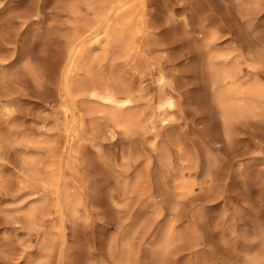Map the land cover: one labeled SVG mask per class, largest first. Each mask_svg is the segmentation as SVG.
<instances>
[{"label":"rangeland","instance_id":"obj_1","mask_svg":"<svg viewBox=\"0 0 264 264\" xmlns=\"http://www.w3.org/2000/svg\"><path fill=\"white\" fill-rule=\"evenodd\" d=\"M118 1L0 0V264H119L123 246L125 264H264V99L225 124L207 79L224 65L264 87V0H124L131 57L90 35ZM80 35L75 86L127 85L139 129L113 126L92 84L68 90Z\"/></svg>","mask_w":264,"mask_h":264},{"label":"bare ground","instance_id":"obj_2","mask_svg":"<svg viewBox=\"0 0 264 264\" xmlns=\"http://www.w3.org/2000/svg\"><path fill=\"white\" fill-rule=\"evenodd\" d=\"M118 6H120L121 9L115 13V16L112 18L113 20L111 21V23L109 25L104 24L100 28H96L93 32H91L90 35L92 38H97L99 30L101 28H104L105 30H103V35H102V37H100L102 40H98V38H97L96 39L97 41H95V43L97 44V42H98V44L102 45V46H105L106 44L113 45L115 48L113 47L114 51H112V55H114V56H116V55L118 56V53H121L126 57H131L132 55L138 54V51H140L139 50L140 46L138 44V36H139V33L141 32V28L138 25L137 21H135V19H134L135 15L133 14V12L131 10L124 9V7H123L124 6V0H119L118 4H117V8H118ZM75 35H77V34L75 33ZM77 38L80 40L78 41ZM77 38H76V36L73 39L71 37L72 41H71V45H70V52L72 55V59L70 58L71 63L68 66L69 68H66L67 71H65V72H68V74H70L69 79H68L69 82L74 83L73 85H72V83H69L70 85L68 84L69 85L68 90L72 89L70 87L75 86V81H77V80L72 81V78H73L72 76L74 75V72H76V70L79 69V66H80V65H77L76 59L78 58V56H81L80 58L86 56V55L82 56L83 51H84L83 49L85 47L82 44L83 41H81V35H80V37L78 36ZM93 45H95V44H93ZM68 47H69V45H68ZM103 50H104V48H103ZM102 53H103V51H102ZM121 54H120V56H122ZM114 56H113V58H114ZM86 58L88 59L89 57L86 56ZM99 58H100L99 55L94 54L89 60H87V61H89V62H87L88 63L87 64L88 72L91 69H94V67H96L95 63L98 60H100ZM70 59H69V61H70ZM128 62H129V60H128ZM209 62L212 63L211 61H209ZM220 62H222V61H220ZM216 63H218V61H216ZM93 65H94V67H93ZM212 65H210V68L207 67L209 69V78L207 77V79H209V81H210V83H208V84H210V86L212 88L211 89L212 90L211 101H214L216 103L219 115H220L221 119L225 122V124L230 123L231 121H234L240 117L242 118L245 116H249V117H253V118H262L263 117V111H262V108H261L258 100H260L261 98L264 99V87L262 86L263 87L262 88L258 85H255V84H254L255 86H252V84H251V87H249V85H248V88H243V86L237 87L236 84H235L236 87H233L231 85H233V83H234L233 81H234V79H236L235 76H236V71L238 69L234 68L236 70L235 71L233 69V67L228 68L226 66L227 68H224V65L222 67H218V66L216 67V66H214V65L212 66ZM236 66H238V65H236ZM88 72H86L85 75ZM93 72H92V74H93ZM92 74L91 73L87 74V76L91 78V76L93 77ZM67 75L65 73V77ZM207 75H208V73H207ZM86 78L87 77H85V80H86ZM93 79H94V77H93ZM99 79H100V77H99ZM99 79H98V81H102L103 84H104V81L106 82V80H104V78H103L104 81L99 80ZM85 80L83 82H85ZM156 80H157L159 86H161V84L164 83V82H162L163 77L161 75L158 76ZM87 81L90 82L89 80H87ZM164 81H165V79H164ZM88 82H87V84L81 83L83 86L86 85V87L84 86L85 89L83 86L80 87V85H79L80 83L78 84L79 86L74 87V88H78L77 94L81 93V92H79V90H83V89L86 90L87 86L92 84V83L89 84ZM113 82H114V79H113ZM123 82H125V81H123ZM231 82H233V83L230 85ZM121 83L122 82L120 81L119 84H121ZM97 84H98V82H97ZM94 85H95V83L92 84V86H94ZM106 85H107V83H105L104 86H100V87L96 85L93 88H91L92 87L91 86L90 90H88L87 93H84V94L82 93L81 95L84 96L86 94L87 97H90V99L94 100L97 104L101 105L100 106L101 108L105 107L103 113H105V111L108 112V114L111 117V123L113 124V126H115L117 128H123L125 130H131L132 128H136V127L138 128V126L140 127V123H139L138 118H137L139 115L135 118V117L131 116L132 114L130 115L129 113L128 114L126 113V112H128V111H126L127 108L129 107V105L133 101L132 92H131L130 88H128L127 85H124V83H123L122 89H119V90L115 89L111 86L109 87L108 85L106 86ZM72 91H74V90L72 89L71 92ZM173 100H172L171 95L168 92L162 94V96L158 102V106H157V109L159 110V112H161L160 110L163 111L165 108L173 106ZM97 104H96V107H97ZM100 107H97V108L100 109ZM89 108H90V106H89ZM87 109H88V107H87ZM98 109H93V110L98 113V112H100V110H98ZM106 109H108V110H106ZM91 113H89V114H91ZM111 123H109V124H111ZM111 128H112V126H111ZM141 128H142V126H141ZM152 129H153L152 127H149L150 131H152ZM162 161H164V160H162ZM24 165H26L25 166L26 167V174L32 175L33 172H32L31 162L28 160H25ZM165 165H167V164L165 163ZM162 167L164 168V166H162ZM163 247L164 246H160L157 249L158 254L161 250H163ZM127 253H128V247L123 246L119 251V258L116 259L113 257V259L115 260V263L118 261L117 263H119V264H125Z\"/></svg>","mask_w":264,"mask_h":264}]
</instances>
